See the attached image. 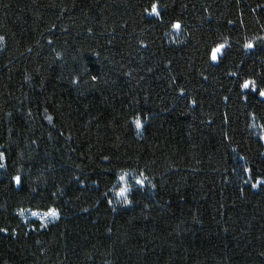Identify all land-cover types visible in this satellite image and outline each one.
<instances>
[{"label":"trees","instance_id":"obj_1","mask_svg":"<svg viewBox=\"0 0 264 264\" xmlns=\"http://www.w3.org/2000/svg\"><path fill=\"white\" fill-rule=\"evenodd\" d=\"M152 2L0 0V264H264V0Z\"/></svg>","mask_w":264,"mask_h":264},{"label":"snow or ice","instance_id":"obj_2","mask_svg":"<svg viewBox=\"0 0 264 264\" xmlns=\"http://www.w3.org/2000/svg\"><path fill=\"white\" fill-rule=\"evenodd\" d=\"M145 13L149 16V17H157V18H161V12H160V0H153V2L150 4V7H146L144 9ZM231 23V22H230ZM172 28L175 30H180L181 29V23L179 21H176L172 24ZM257 39L259 40H264V37H258ZM4 41V37L2 35H0V42ZM49 43H51V41H49ZM244 47L246 49H252L254 48V44L252 42H248L244 45ZM226 48H227V44L225 43H220L218 44L215 48H213L212 50V57L211 59L214 62H220L221 57L226 55ZM29 51H31V49H29ZM230 75H236V73H230ZM206 78V77H205ZM98 79L97 76H92V80L96 81ZM72 83H77L76 80H73ZM239 87L245 91V92H251V93H258L260 100L264 101V87H260L257 84V81L255 79H245L240 85ZM181 95H183V92H181ZM225 99H227V97H225ZM245 100L248 99L247 96L244 97ZM193 103H195V101H193ZM48 121L51 122L52 121V117L48 116L47 117ZM135 125L137 129H140L142 127V123L141 120L139 118H137L135 120ZM253 127H255V125H253ZM261 140H264V135H262L260 137ZM261 156H264V153H261ZM5 159V155L3 152H0V161H3ZM104 159H108V157H104ZM241 159H244V157H241ZM4 164L0 163V168H3ZM256 168L260 169V172L256 174V178L253 181V168L250 167H245L243 169V171L245 173L248 174L249 178L246 179L244 181L245 184H248L250 186L251 189L253 190H257L259 188H264V180L260 179L259 177L264 176V162H257L255 164ZM126 176L127 173H123L121 175H119V181L124 182L126 180ZM140 176L142 178L136 179L135 183L136 185L143 187L145 185V180H147V177L144 175V173H141ZM12 180L15 182V184L19 187L22 184V179L19 175H16L14 177H12ZM153 187H155V185H153ZM132 191V188L130 185H125L123 187H121L119 189V191L116 193L117 198H123V203L128 206L132 204V200L129 199V193ZM243 191V190H241ZM108 204L111 205L112 201L109 200ZM115 210V209H113ZM85 212L88 211L87 208L84 209ZM21 215H23V211H21L20 213ZM33 216H36L37 213L33 212L32 213ZM45 216L47 217H53V218H58L59 213L57 211L56 208H51L49 209L47 212L44 213ZM9 231L8 228L6 227H0V233H7Z\"/></svg>","mask_w":264,"mask_h":264},{"label":"rangeland","instance_id":"obj_3","mask_svg":"<svg viewBox=\"0 0 264 264\" xmlns=\"http://www.w3.org/2000/svg\"><path fill=\"white\" fill-rule=\"evenodd\" d=\"M175 32L179 34L180 30H175ZM1 169L2 168H0V170ZM139 178L140 177H138L135 174L127 173L126 180L124 182L119 181L118 187H117L116 192H115V196H116V193L119 191V189L125 185H130L132 189L140 187V186L136 185V183H135L136 179H139ZM117 200L122 201L123 198H119V199L117 198ZM32 213H33V211L24 212L22 215L23 219L26 222H29L31 220H37L43 225H48L50 223L55 222L59 218V216H58V218L47 217L44 215L45 212H36L37 213L36 216H33Z\"/></svg>","mask_w":264,"mask_h":264}]
</instances>
